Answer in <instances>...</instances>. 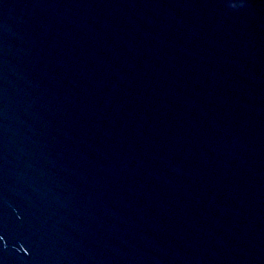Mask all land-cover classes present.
<instances>
[{
	"label": "water",
	"instance_id": "95a60500",
	"mask_svg": "<svg viewBox=\"0 0 264 264\" xmlns=\"http://www.w3.org/2000/svg\"><path fill=\"white\" fill-rule=\"evenodd\" d=\"M0 0V264H264V0Z\"/></svg>",
	"mask_w": 264,
	"mask_h": 264
},
{
	"label": "clouds",
	"instance_id": "9594fccd",
	"mask_svg": "<svg viewBox=\"0 0 264 264\" xmlns=\"http://www.w3.org/2000/svg\"><path fill=\"white\" fill-rule=\"evenodd\" d=\"M243 6V0H241L240 4H236L234 7H232V9H236L238 7H242Z\"/></svg>",
	"mask_w": 264,
	"mask_h": 264
}]
</instances>
